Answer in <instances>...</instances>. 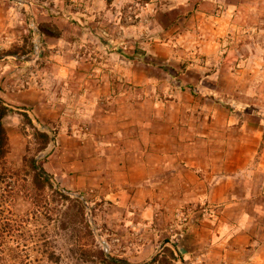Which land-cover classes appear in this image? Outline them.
Instances as JSON below:
<instances>
[{"label":"rangeland","instance_id":"obj_1","mask_svg":"<svg viewBox=\"0 0 264 264\" xmlns=\"http://www.w3.org/2000/svg\"><path fill=\"white\" fill-rule=\"evenodd\" d=\"M61 1L0 0L5 7L0 15V99L13 109L3 118L8 151L0 162V264H103L98 250L130 264H217L209 245L216 240L210 226L218 219V207L186 199L132 200L131 186L116 176L108 179L111 171L101 179L102 171L117 168L118 159L127 160L118 149L101 154L100 142L111 135L99 127L105 110L116 111V101L123 103L118 107L123 129L130 121L136 125L143 99L185 101L187 118L194 98L221 102L231 112L249 109L264 115V104L251 105L219 86L216 62L203 53L205 36L194 17L199 11L207 18L221 16L225 4L244 2L248 11L238 12L239 26L226 30L216 63L226 61L233 71L239 68L235 50L245 55L264 47V0H121L107 16V31L96 40L80 38V0L64 7L62 13H76L62 29L63 40L56 39L57 28L42 24L45 16L61 13L56 5ZM35 7L42 12L38 20ZM227 45L234 49H225ZM60 65L71 72L61 74ZM19 111L28 112L33 124L49 134L43 149ZM131 140L141 139H123L121 151H129V159ZM32 158L68 198L49 185L39 186ZM177 162L169 160L166 166ZM158 171L151 169L154 179L173 176ZM155 256L158 260L152 262ZM221 262L231 264L226 258Z\"/></svg>","mask_w":264,"mask_h":264},{"label":"crops","instance_id":"obj_2","mask_svg":"<svg viewBox=\"0 0 264 264\" xmlns=\"http://www.w3.org/2000/svg\"><path fill=\"white\" fill-rule=\"evenodd\" d=\"M68 2L71 0L56 3L61 10L58 16L40 19L44 20L42 24L57 28L58 40L64 39L66 35L62 29L66 22L69 23L67 19L74 17L73 12L76 13L73 10H69V14L62 13ZM119 2L121 0H80V10L77 12L82 14L77 16L82 27L83 36L80 38H100L97 34L107 31L104 27L109 20L107 16L115 11ZM243 3L225 4L221 16L207 18L201 11L194 16L200 21L197 30L205 36L203 53L211 61L219 62L226 30L239 26L238 12L243 9L248 11ZM252 4L248 3L247 8H252ZM2 12H5V7L0 2V15ZM34 13L38 20L37 16L42 12L35 7ZM47 33L55 35L49 31ZM229 46L225 49H234ZM234 54L239 68L233 71L226 61L219 64L213 62V73H219V79H216L219 86L241 95L247 100L246 103L264 104V47L253 48L245 55L237 49ZM59 67L63 75L71 72L67 65ZM129 75L131 78L134 76L132 72ZM204 99H191L189 118L185 117L189 109L185 101L151 103L143 99L138 103L142 114L136 117V125L130 121L126 130L123 129L124 124L119 122L124 115L122 109L118 111V107L123 103L116 101L117 112L105 110L108 112L101 117L107 129L104 130L103 125L99 127L100 132L111 135V140L101 141L98 147L104 155L118 149L120 154H125L127 162L118 159L117 168L113 167L109 172L102 171L105 169L102 167L101 179L111 171L113 175L108 179L118 177L117 181L131 186L132 200L146 204L151 199L174 202L186 199L217 206L220 210L218 219L212 221V229L208 228L213 230L216 239L209 245L212 256L217 255L212 260L217 264L223 258L231 264H264V115L249 109L231 112L221 102ZM125 137L141 139L140 142L131 140L132 159L128 157L129 151H121ZM183 139H191L188 142L190 146H187L188 143L181 144ZM165 155H170V158L165 159ZM182 157L187 158L183 163ZM169 160L180 162L170 168L166 166ZM153 168L161 172L171 171L173 176L154 179L151 174ZM159 171L158 174L161 173ZM178 187H182V190L177 191ZM226 245L230 248H226ZM207 258L203 257V260Z\"/></svg>","mask_w":264,"mask_h":264},{"label":"trees","instance_id":"obj_3","mask_svg":"<svg viewBox=\"0 0 264 264\" xmlns=\"http://www.w3.org/2000/svg\"><path fill=\"white\" fill-rule=\"evenodd\" d=\"M12 53V52H10ZM13 109L9 107L5 102L0 99V162L4 159L7 151H8V136L6 132L5 125L3 123V118L6 116L9 112H12ZM19 113L23 116L27 124L33 129V134L35 138L38 140L40 144V148L43 149L47 143L49 142V134L46 131L39 130L32 121V117L29 115L28 112L26 111H19ZM31 165L32 168L34 169V180L39 184V186L44 187L45 185H49L53 187L52 183L50 182L49 178L47 175H44L41 171L38 170L37 166L34 163V158L31 159ZM41 170L44 171V169L39 166ZM45 172V171H44ZM4 178L3 173L0 171V182ZM54 188V187H53ZM54 191L59 193L63 198H68V195L62 192H59L57 189L54 188ZM78 202L81 203V201L76 198ZM82 204V203H81ZM170 254L173 256V258L176 260L178 257L172 252L169 248H166ZM99 258L101 259L103 264H128L127 262L114 259V258H109L107 254L101 250L97 251ZM158 256H155L152 262L158 260ZM151 263V262H150ZM149 262H146L144 264H150Z\"/></svg>","mask_w":264,"mask_h":264},{"label":"water","instance_id":"obj_4","mask_svg":"<svg viewBox=\"0 0 264 264\" xmlns=\"http://www.w3.org/2000/svg\"><path fill=\"white\" fill-rule=\"evenodd\" d=\"M35 165L37 166V168H38L39 171H41L44 175H47L43 170H41V168L39 167V165H37V159H35ZM47 176H48V175H47ZM48 178H49V176H48ZM79 197H80L83 201H85V199H84L83 197H81L80 195H79ZM107 256H108L109 258L118 259V260H121V261H124V262H127L128 264H130L128 261L123 260V259H120V258H117V257H113V256L109 255L108 253H107ZM147 261H148V260H145V261H142V262H140V263H138V264H144V263H146Z\"/></svg>","mask_w":264,"mask_h":264}]
</instances>
